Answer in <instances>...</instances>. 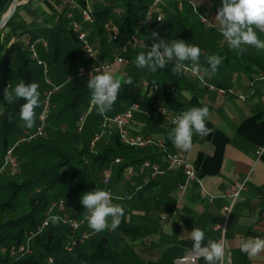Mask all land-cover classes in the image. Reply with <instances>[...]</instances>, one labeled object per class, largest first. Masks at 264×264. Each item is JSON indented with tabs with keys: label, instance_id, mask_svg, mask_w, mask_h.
Listing matches in <instances>:
<instances>
[{
	"label": "crops",
	"instance_id": "crops-1",
	"mask_svg": "<svg viewBox=\"0 0 264 264\" xmlns=\"http://www.w3.org/2000/svg\"><path fill=\"white\" fill-rule=\"evenodd\" d=\"M34 1L39 11L19 9L13 28L21 31L25 26H50L56 23H66L69 26L70 21L74 20L85 30L99 60H111L117 55L124 57L126 63L114 62L108 72L116 78L131 77L133 83L122 84L120 90L123 95L118 96L112 110L106 115L124 110L131 103L130 94L136 96L140 108L151 111L152 115L146 117L142 112H134L130 122L131 133L135 136L163 138L169 151L177 152L195 165L203 188L212 196L211 202L202 198L195 181L186 182L184 193L178 196L176 185L184 181L181 169L157 174L145 183L144 177L150 175L151 169L143 167L139 172V166L142 160L162 166L161 151L155 146L134 150L122 148L117 141L114 126H110L107 133L91 146V134L97 128L101 115L90 99L84 106L81 105L84 113L79 117L85 116L83 130L77 131L80 132L79 137L71 142L78 150L102 156L95 163L86 157L83 160V165L88 168L100 163L97 174L92 169V177L88 176L89 173L86 175L87 180L92 178L94 183L90 191L109 187L115 196L112 203L122 206L124 215L118 228L98 232L89 238L91 241L83 245L81 252L91 254L100 243L103 252H100L98 261L90 263L81 259L73 264H173L176 256L194 249L193 241L186 233L195 228L205 233L203 246H207L209 241L219 242L222 236L224 248L231 253V264H264V252L252 257L242 250L244 242L264 240V151L260 155L256 153L257 146L264 145V80L258 77L259 74H264V49L246 45V50L240 53L229 47L221 34L219 23L215 21L219 8L222 7V0L166 2L154 8V20L147 24H141V19L152 0H92L90 4L94 21L91 23L82 22L78 11L72 12L71 18L61 17L63 9L60 7V0ZM192 5L198 13L210 17L211 27L199 22ZM156 16H160V20H156ZM101 29L116 36L111 39L118 42L119 50L113 56L106 49L98 47L94 41ZM141 29L143 32L138 34ZM255 31L264 40V32L259 29ZM152 32H158L159 37L152 38ZM16 34L17 32L10 33V40L15 39ZM131 34H136L142 42L145 39L153 43L156 39H164L169 43L183 40L200 47L199 65L201 69H209L208 74L204 75V81L231 88L234 93L217 94L208 90L196 76L186 72L174 73V65L171 66L170 62L155 73L148 68L137 67L134 63L136 57L141 52L146 54L150 47L145 41V46L129 45L122 49L121 42ZM57 40L60 49L70 51L76 41L61 30L57 34ZM47 41L46 37L42 40L48 51L51 44L49 40L46 45ZM213 55L222 59L214 73L208 64V57ZM73 58L76 56L71 55L72 60ZM124 65L128 68H124ZM75 66L81 68L76 69L77 72L85 69L87 64L83 58ZM144 80L169 86L171 90L144 88L141 86ZM78 92L79 90L75 91ZM238 94L244 98L239 99ZM158 106L168 112L180 114L193 107L206 106L210 113L206 124L212 129V133L207 136L194 133L192 148L182 151L169 139V133L175 126L168 123L167 117L153 113V109ZM24 129L22 127L20 131ZM115 158L119 162H115ZM109 164L111 172L105 175L103 170ZM127 171L131 172L129 179L125 177ZM249 171L251 173L246 188L225 219V186L242 180ZM66 209L71 214L80 213L83 205L79 199L70 198ZM144 237L149 238V245L144 243ZM198 264H207V261L202 257Z\"/></svg>",
	"mask_w": 264,
	"mask_h": 264
},
{
	"label": "built area",
	"instance_id": "built-area-1",
	"mask_svg": "<svg viewBox=\"0 0 264 264\" xmlns=\"http://www.w3.org/2000/svg\"><path fill=\"white\" fill-rule=\"evenodd\" d=\"M92 0H60V7L65 11V15L67 18H71L72 12L78 11L81 15L82 22L91 23L93 22V12L91 8ZM101 1V0H94ZM183 1L189 0H152L146 7L143 18L141 19V24H147L150 21L154 20L153 12L154 8L160 4L166 2H174L181 3ZM20 3L22 1H17ZM192 10L196 12L198 16L199 22L206 26H212V20L206 14L198 13L196 11V7L192 5ZM156 20H160V16L155 17ZM70 28L75 36V38L81 44V47L86 55V57L90 60V64L83 70H79L75 73L76 76H85L87 78H91V75L95 76L97 74L108 72L114 62L116 63H126L127 60L121 55L115 56L111 60H99L97 54L91 44V42L87 38V34L85 30L81 27L80 23L74 20L70 21ZM112 39H115L116 36L112 35ZM19 41L22 42L23 46L30 51V58L37 65L42 66L44 72L46 70L45 63L37 56L34 50V42L31 41L30 36L28 34H22ZM145 46L144 42H142L136 34H131L127 40L122 45V49H125L127 46ZM174 63V61L172 62ZM189 67L191 63H188ZM186 73H190L197 78H199L200 74H193L191 71ZM258 77L264 80V74H259ZM72 79L71 76H68L66 80ZM200 79V78H199ZM201 81V79H200ZM202 82V81H201ZM208 90L214 91L217 94H226V93H234V90L231 88H223L220 86H216L212 83H208L203 80L202 82ZM141 86L144 88L151 87L153 90H166L170 91L171 87L169 86H161L158 84L150 85L146 80L141 82ZM59 85L53 86L50 90H48L44 96L41 109L37 114V123L31 130L22 131V135L18 137L14 143L7 146L2 156V160L0 163V174L3 173L6 169L9 170L10 174H15L19 170L18 162L16 157L14 156V150L16 147L23 142L33 141L44 135L46 120L50 113L52 104H51V96L53 93L59 88ZM237 97L239 99H243L244 96L238 94ZM134 112H142L146 117H150L152 114L151 111L143 110L140 108L137 102H131L124 110L114 113L112 115H101V120L98 124V129L93 134L90 144L91 146L105 133H107L110 126H114L116 129V134L119 142L127 147L132 148H142L146 146H155L161 151L162 155V166H159L157 163H152L148 160H142L139 166V172L142 171L143 167H149L151 169V173L149 176L144 177V182L150 180L151 177L162 174L167 171H171L174 169H181L184 174V181L179 182L176 185V194L181 196L184 193L186 182L195 181L198 184V191L200 196L204 198L207 202L212 201V196L208 194L201 184V179L197 173L195 165L178 154L177 152L169 151L166 147V143L161 137H153L150 135L145 136H135L131 133L130 130V122ZM154 114L162 115L167 117L168 123L172 126H176L174 120L180 117V113L176 112H168L162 106L155 107L153 109ZM85 120V116H80L76 123V130L80 131L83 127ZM264 151V145L257 146L256 153L260 155ZM115 162H119L118 158L114 159ZM105 175H108L111 172V165L109 164L103 170ZM251 171L248 172L245 178L240 181H234L228 183L224 189V196L227 198V203L223 206V212L225 219L228 217L229 212L233 204L237 201L240 193L246 188L247 181L249 179ZM131 172H125V177L129 179ZM100 190H105L111 193L112 197H115L111 191V189L107 186L99 188ZM68 198L64 196H59L55 199H52L48 202L45 207L43 217L41 221L34 226L25 236L22 242L12 244L7 249L8 255L14 259L18 260L23 258L26 255L32 253V245L33 241L36 237H38L43 230L48 227L51 223H53L50 217L58 216L60 217V221L58 223L66 226L69 229V236H67V244L64 246L65 251H71L75 245L83 243L85 240L92 238L98 232L94 231L89 227V223L87 220V216L89 215L87 209L83 210V213L80 216H73L68 213L66 209V204L68 202ZM223 231V230H222ZM146 245H149V238L144 237L143 239ZM219 242L223 243V238ZM224 245V244H223ZM203 256L200 253H197L192 250L185 251L180 255L176 256L173 259V264H198V261ZM47 263H53V257L49 256L46 259ZM220 264H231V253L229 250L224 248V258Z\"/></svg>",
	"mask_w": 264,
	"mask_h": 264
},
{
	"label": "clouds",
	"instance_id": "clouds-1",
	"mask_svg": "<svg viewBox=\"0 0 264 264\" xmlns=\"http://www.w3.org/2000/svg\"><path fill=\"white\" fill-rule=\"evenodd\" d=\"M215 21L219 23L221 34L231 49L238 50L240 53L246 50L244 47L246 45L264 49V40H261L255 31V29H259L264 32V0H222V7L219 8ZM151 34L154 39L159 37L158 32ZM200 56V47L187 44L183 40L169 43L164 39H156L146 54L144 52L138 54L134 63L139 68H148L155 73L158 69L165 68L169 62L174 61L172 69L174 73L183 74L191 71L193 74H200L199 78L203 82L204 75L208 74L209 69H201ZM189 61L191 62L190 67L185 63ZM221 63L222 59L219 56L208 57V64L213 73ZM125 83L132 84V78H116L110 72L91 75L87 87L91 90L92 103L96 106L99 115L104 116L112 110L122 84ZM38 87L36 83L20 82L14 92H9L8 88L4 92V100L9 104L13 102L14 97L26 101L20 109V119L24 121L27 128H32L35 124V109L39 107L40 95ZM209 116V109L206 106L193 107L183 112L178 119L174 120L176 126L169 133V139L178 149L190 150L194 133L201 136L212 133V129L208 128L206 124ZM112 200L110 192L98 188L83 194L81 202L83 208L87 209L89 213L87 216L89 227L94 231L115 230L121 224L124 209L118 204H113ZM50 219L54 224L60 221L58 216L50 217ZM167 227L171 228L169 224ZM186 234L193 241L194 251L200 253L207 264H220L223 261L224 245L222 242L209 241L207 246H203L205 233L198 228ZM242 250L255 257L264 252V240L256 239L244 242Z\"/></svg>",
	"mask_w": 264,
	"mask_h": 264
},
{
	"label": "rangeland",
	"instance_id": "rangeland-1",
	"mask_svg": "<svg viewBox=\"0 0 264 264\" xmlns=\"http://www.w3.org/2000/svg\"><path fill=\"white\" fill-rule=\"evenodd\" d=\"M10 10L8 8L7 12H9ZM13 20L4 29L6 33L10 34V32L13 31L12 27H14V22L16 18H14ZM144 28L145 27H143V29ZM143 29H141L138 34H141L143 32ZM111 36L112 33L101 29L100 34L97 36V38L94 39V41L96 45H98V47L106 49L108 51V54L113 56L119 49L118 42L116 40H112ZM78 43H76V41L73 42L71 51L63 49L56 62L52 60L53 58L50 56L49 53H44V51L46 50L43 49L39 42L34 43V50L37 56L46 65V70L44 72L42 66L35 65V62L33 60H31L29 64L33 72L32 83L38 84V92L40 94L39 107L35 109L36 116L34 126L37 123V114L41 109V105L46 92L50 90L53 86H56L58 84L60 87L59 91L51 96L52 107L46 120L44 135L33 141L21 143L14 150V156L16 157L19 166V170L17 173L10 174L9 170L6 169L3 173L0 174V187H3L0 188V202H4L8 199L10 189L5 188V186H7L9 183H20L23 180L31 179L36 182L34 186H36L37 184V186L40 188L44 187L46 185V178L50 177L52 174L50 168L54 164L60 162L61 160H63L64 157L69 155L72 157H77L72 142L75 141V137H79L80 135V132H77L76 130V123L79 115L84 113V110H82V106L85 105L87 100H81L77 105H71V103L75 97V91L79 90L78 84L84 83L86 85L89 81V79L84 76L78 77L75 75L76 69H81L80 67L75 66L79 64L80 60L84 58L86 64L89 63V60L86 58L85 53H83L84 51L81 47V44ZM24 50L30 58V51L27 48H25ZM69 55H75L76 58H73L74 60H72ZM17 63L18 61L16 58L12 59L10 61V67H12L13 69ZM54 65H56V67H53ZM124 68H128V66L124 65ZM54 69H56L57 72L59 71L60 74H54ZM68 76H71L72 79L71 81L66 80L65 82L64 80ZM6 84L9 86L5 87L4 92L7 88L9 92H14L16 86L13 85V72L11 68L8 70L7 73ZM14 98L13 102L10 104L4 100V97L0 101V158L1 153L3 151V137L6 138L5 142L11 143L16 140V138L22 135V131L31 130L34 128V126L32 128L25 127L24 123H22L24 121L21 120L15 124L14 128L11 131H7L6 134L3 135L4 128L2 120L7 113L12 112V108L15 103ZM21 123L22 127L25 128L22 131H20V129L22 128L20 126ZM39 146L45 148H39ZM75 166L76 173L73 177L70 191L67 189L66 175L59 174L56 180L54 181L53 185L47 189V192L45 194V197L47 199H53L55 197L64 196L67 197L68 200H70V198L71 200L79 199L81 202L83 194L90 191L92 189V186H94V183L91 180L92 178L87 180L86 175L87 173H89L88 176L92 177L93 170L95 174H97L99 171L100 163L97 162L96 164H94V167L90 168L84 166L81 163H77ZM61 169L63 168H60V170ZM27 208L28 206L23 204L16 205L9 209L1 208V226L4 228L8 227V223L11 220H14L17 216L23 214ZM43 214L44 211L40 208V206H36L33 214L34 221L38 222L43 217ZM23 227H27V223L24 224ZM47 229L48 228L46 227L43 230V232L39 235V239L45 238ZM63 232H66L67 236L70 235L69 231H67L66 226L64 227ZM57 237L58 236H55L51 239V241L49 242V246H52L53 243L56 242ZM34 242L35 241H33V243ZM67 242V240L60 242V244H56V247H58L57 245H59L61 248L63 247L64 250V246L67 244ZM56 247H53L54 252L57 251ZM5 252L6 245L0 244V255H4ZM53 253L45 252L42 258L47 259L49 256L54 257Z\"/></svg>",
	"mask_w": 264,
	"mask_h": 264
},
{
	"label": "trees",
	"instance_id": "trees-1",
	"mask_svg": "<svg viewBox=\"0 0 264 264\" xmlns=\"http://www.w3.org/2000/svg\"><path fill=\"white\" fill-rule=\"evenodd\" d=\"M11 1L12 0H0V16L2 12L6 10V8L8 7ZM19 9H24L26 11L30 10V11H35V12L39 11L38 6L36 5V1L34 0H27L26 2L21 3V4L18 3L15 7L14 12L10 15V17L6 20V22L2 26H0V55H1L0 56V101L4 97L5 87L8 86L6 84V78H7L8 70L10 68L13 72V85L17 86L20 82H24L26 84H30L33 82V72H32V68L29 66L31 59L26 54L24 50L25 47L23 46L22 42L19 41L18 39L20 38L22 34H28L30 36L31 41L34 43L39 42L44 50L46 49L44 48L42 44V40H44L45 37L46 39H48V41L50 40V44H51L50 50L48 51L46 50L44 51V53L45 52L49 53L50 56L53 58L52 60H54L55 62L58 60V57L61 51L63 50L62 48L61 49L59 48L58 40H57V34L59 33L60 30L61 32L68 33L71 39L79 42L75 38L71 30L70 24L68 26L66 23H60V24L56 23L55 25H50V26H41L38 24L34 26L30 25L28 27L25 26L21 31L14 29L12 27L13 31L10 33L17 32V34L15 35L16 36L15 39L10 40V34L6 33L4 29L8 26V24L14 18L18 16ZM60 16L61 17L66 16L64 10L61 11ZM93 21H94V18H93ZM126 40L121 42V46L124 44ZM48 41L46 42V45L49 44ZM145 41H146V44L148 43L147 45H149L150 48L154 44L151 40L145 39ZM67 44L68 42L65 43L66 47H67ZM69 57H71V55H69ZM14 58L17 59L18 63L12 69V67H10V61ZM89 64H90V60L87 66ZM170 64L171 66L174 65V63L172 62H170ZM35 65L37 64L35 63ZM56 65H54L53 67H56ZM37 66H40V65H37ZM53 73L56 74L58 72L56 69H54ZM64 81L66 82V78ZM68 81H71V79ZM151 84L152 82L150 81V85ZM78 86H79V92L75 94V97L71 105H77L81 100L89 101L92 97L91 90L87 87V84L85 85L84 83H79ZM58 91H59V88L53 93V95L56 94ZM122 95H123V92L120 90L118 93V96L121 97ZM126 97H128L127 94H126ZM129 98L131 102H138V98L132 94H130ZM14 102L15 103L13 105L12 112L7 113L2 120L3 121L2 124L4 128L3 135H5L7 131H11L14 128L15 124L21 121L20 109L26 101H24L23 99L14 98ZM97 129H98V126L92 132L91 138ZM5 139L6 138L3 137L4 143H3V151L1 153L0 163H1L2 156L7 146L11 145L15 141L14 140L11 143H7L5 142ZM117 141L122 148L130 149V150L135 149V148L127 147L121 144L118 138H117ZM39 148H45V147L39 146ZM74 150L76 151L77 157H72L70 155L66 156L63 158V160L54 164L50 168L52 177L50 176L46 178V185L44 187L40 188L37 186V184L36 186H34L36 182L31 179L23 180L20 183L12 182V183H9L7 186H5V188L10 189V194L6 201L0 202V209L1 208L9 209L11 207H14L20 204L27 205L28 208L23 214H21L20 216H17L14 220H11L8 223V227L4 228L0 224V244L6 245L5 254L0 255V264H49L47 263L46 258L45 259L42 258L43 254L45 252L53 253L54 252L53 247L54 246L56 247V244H60V242L66 241L67 235H66V232H63V229L65 226H63L60 223H55V224L51 223L47 227L48 229L46 231V236L44 239H39V236L35 238L34 240L35 242L32 245L31 254L26 255L21 259L14 260L8 255V252H7V249L9 248L10 245L22 242L26 234L31 229H33L36 224H38L41 221L42 218L38 222L34 221L33 219L34 210L36 206H40V208L44 211L48 202L52 200V199H47L45 197V194L47 192V189L53 185L57 176L59 174L66 175L67 189L70 191L71 183L76 173L75 165L77 163L79 164L81 163L85 165V163L83 162L85 157L91 159L93 163H95L97 160L100 159V157H102V156L91 154L87 150L85 151L78 150L76 147H74ZM60 168H63V169L60 170ZM0 188H3V187H0ZM82 213L83 211L80 213H74V214L69 213V214L73 216H80ZM26 223H27V227L24 228L23 225ZM67 231H69L68 228H67ZM55 236H58L56 238V242L53 243L52 246H49V242ZM89 241H91V239H87L83 243L75 245L70 252L64 251L63 247L61 248L59 245H57L58 246L56 247L57 251L53 253L54 257H53L52 264H73V263H76L77 261H81V259L85 260L86 262H90V263L98 261L100 252L101 253L103 252L101 251L103 247L100 245V243L96 245L95 251H93L91 254L81 252L83 245L87 244V242Z\"/></svg>",
	"mask_w": 264,
	"mask_h": 264
},
{
	"label": "water",
	"instance_id": "water-1",
	"mask_svg": "<svg viewBox=\"0 0 264 264\" xmlns=\"http://www.w3.org/2000/svg\"><path fill=\"white\" fill-rule=\"evenodd\" d=\"M17 4H18V2H16V0H12L10 2V4L8 5L6 11L4 12L2 17L0 18V26H2L6 22V20L10 17V15L13 13V11H14V9H15ZM10 5H12L11 10L9 12H7Z\"/></svg>",
	"mask_w": 264,
	"mask_h": 264
},
{
	"label": "bare ground",
	"instance_id": "bare-ground-1",
	"mask_svg": "<svg viewBox=\"0 0 264 264\" xmlns=\"http://www.w3.org/2000/svg\"><path fill=\"white\" fill-rule=\"evenodd\" d=\"M12 5L9 6V10L11 9Z\"/></svg>",
	"mask_w": 264,
	"mask_h": 264
}]
</instances>
